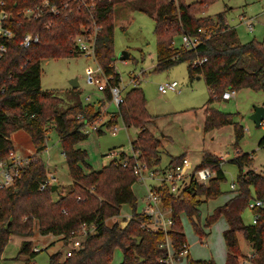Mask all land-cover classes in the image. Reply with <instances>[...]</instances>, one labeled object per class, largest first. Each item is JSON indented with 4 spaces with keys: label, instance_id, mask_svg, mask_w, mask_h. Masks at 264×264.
Returning a JSON list of instances; mask_svg holds the SVG:
<instances>
[{
    "label": "trees",
    "instance_id": "1",
    "mask_svg": "<svg viewBox=\"0 0 264 264\" xmlns=\"http://www.w3.org/2000/svg\"><path fill=\"white\" fill-rule=\"evenodd\" d=\"M3 1L0 11L4 10L9 16L1 20L0 25L10 30L12 36L0 35V44L6 47V52L0 57V160L7 159L9 152L13 151L10 135L18 130L25 131L36 153H41L46 147L45 133L50 124L58 135L72 185L66 194L54 201L52 184L39 189L40 184L48 181L43 161L29 157L28 164L13 183L0 188V260L12 235H32L34 221L41 235L62 236L65 242L82 224L95 227L83 238L79 249L68 256L57 250L49 256L48 264H112L115 248L122 252L119 264H164L161 260L167 256V239L174 260H181L183 256L180 253L187 245L181 214L190 219L199 237L207 234L197 223L198 207L204 200L221 194L220 182L224 180L222 161L213 154L204 153L194 167V170L207 167L214 172L207 183L190 180L177 193L171 192L166 183L153 187L161 198L162 208L170 211L171 225L166 231L141 227L148 222V216L136 208L132 189L137 180L134 165L143 162L149 168L155 167L161 160L162 147L159 139L147 128L154 117L146 108L142 88L137 85L127 89L123 103L105 122L107 127H113L121 120L126 127L138 128L135 139L130 143L132 153L121 151L108 164L93 170L87 162L86 150L76 144L87 137L85 122L95 119L100 108L105 106L103 101L111 99L109 89L103 91V99H99L96 108L76 100L66 109L58 110L57 105L62 99L41 87V60L78 55L73 51L72 38L84 29L96 26L94 58L103 73L110 77V84L118 85L120 74L113 65L114 6L129 3L154 20V70L163 71L182 62L188 63V76L203 77L211 94L204 108L203 130L231 124L234 146L237 147L243 136L242 126L233 120L234 114L222 112L211 104L222 99L225 90L249 88L264 91L263 43L255 39L240 42L235 29L228 26L223 12L213 16L198 15L215 0ZM44 1L57 8L58 13L50 12L48 6L43 8L37 19H26L21 14L24 8L42 5ZM26 33L38 34V42L26 47L21 45ZM182 34L196 35L200 43L195 49H186L180 43ZM202 58H205L204 62L192 66L194 59ZM77 115L81 119L76 118ZM96 131L102 133L101 128ZM258 146H264V135ZM183 159V154L171 156L167 168L181 166ZM122 160L126 161L124 166ZM230 162L237 166V189L207 216L205 223L209 228L223 218L227 224L223 230L225 264H240L238 234H242L253 248L250 264H264V208L257 206L252 209L259 214L255 223L245 224L241 217L250 203L251 189L256 200H264V172L250 169L253 158L248 152L237 151ZM125 204L132 211L127 223L121 226L116 220L108 224L106 221L119 216ZM39 251L34 250L30 239H24L15 259L22 256L23 264H33ZM184 257L187 264H215L212 260H192L188 252Z\"/></svg>",
    "mask_w": 264,
    "mask_h": 264
},
{
    "label": "rangeland",
    "instance_id": "2",
    "mask_svg": "<svg viewBox=\"0 0 264 264\" xmlns=\"http://www.w3.org/2000/svg\"><path fill=\"white\" fill-rule=\"evenodd\" d=\"M219 12H223L226 22L235 28L239 41L244 43L255 39L262 42L264 46V0H215L198 15L213 16ZM241 16L252 18V31L248 30L243 20L240 21ZM153 29L154 20L146 13L135 10L129 3L116 4L114 6L113 49L115 59L113 65L120 74V87L125 88L122 93L133 86L130 82V72L138 74V85L144 92L146 108L154 117L156 136L161 137L162 134L166 136L165 149L160 148L161 160L157 166L160 172L165 170L171 156L176 157L183 154V166L189 172L193 170V165H197L201 161L204 153L225 156V161L221 163L224 173V180L220 182L221 194L216 198L204 200L200 204L198 222L196 217H193L207 234L204 237H199L190 219L185 214L181 215L190 258L192 260H212L215 264H225L226 247L223 239L225 220L220 218L209 226L208 230L205 219L213 213L215 208L227 201L228 197L237 189V166L230 162L236 156L237 151L251 153L253 164L250 169L257 173L264 172V146H258L259 139L264 135V126L256 127L248 117L253 106L263 103L264 91L243 88L236 91L230 99H220L211 104L222 112L234 114L233 120L242 126L243 136L238 141L237 147L234 146L235 136L231 124L204 131L203 109L201 108L207 104L210 98L209 89L203 77L200 76L197 79V76L192 78L188 76V63L186 62L163 71L154 70L156 39ZM121 52L128 53L126 60L119 59L118 55ZM88 66L94 69L97 62L92 56L86 54L41 60V87L62 99L57 105L58 110L66 109L76 100H80L83 104L89 103L96 108L99 99H103V92L97 90L96 85L90 84L87 80L85 71ZM74 78L78 83L76 88H72L70 84V80ZM173 80L177 81L179 90L168 91L165 94L160 93L158 85ZM103 102L105 106L100 108L99 115L90 121L91 126L86 127L87 137L76 144L77 147L86 150L87 162L93 170H98L108 164L120 151L131 153L130 143L137 135V128L126 127L121 120H118L113 126L116 129L113 134V127H107L105 122L116 110V105L111 99ZM92 126L101 128L102 133H97L92 129ZM45 135L46 147L38 154L25 131L13 132L10 139L16 155L40 158L43 161L47 179L54 177L52 185H57V190L51 194L55 201L69 191L72 179L68 174L58 135L50 124L47 125ZM158 183L156 178L146 180V185L138 180L134 182L132 189L136 197L138 212L143 210L146 205L144 199L147 194L146 187L158 185ZM255 200L256 195L251 189L250 202ZM261 207L264 208V200ZM131 212L129 205H123L120 215L112 217L106 222L111 224L117 220L120 224H126V216H130ZM254 215L253 210L247 206L241 217L245 224H250ZM27 239H30L32 245L39 247L40 250L34 257L33 264H48L49 256L52 253L60 250L64 256L71 247V243L65 242L62 236L41 235L37 230L36 221L33 224V233ZM238 240L242 245L238 261L240 264H250V259L253 257L250 243L245 240L242 234H238ZM19 245L20 237L12 235L3 253L8 260L13 258L16 264H23L22 256L15 259ZM182 256L181 260H174L173 264H187L186 258L184 255ZM121 259V249L116 248L112 263L118 264Z\"/></svg>",
    "mask_w": 264,
    "mask_h": 264
},
{
    "label": "built area",
    "instance_id": "3",
    "mask_svg": "<svg viewBox=\"0 0 264 264\" xmlns=\"http://www.w3.org/2000/svg\"><path fill=\"white\" fill-rule=\"evenodd\" d=\"M4 1L0 0V5H3ZM49 4L47 1H44L42 5H36L34 7H26L21 11V14L26 19H37L40 17L43 8L48 7ZM49 11L57 14L58 10L57 8L53 6H49ZM0 21L3 19L8 18V13L4 10L0 11ZM248 29H251V25L248 24ZM97 27L93 26L91 29H84V32L77 34L73 37V51L77 53L78 55L86 54L87 56H92L94 58V39L96 35ZM0 35L5 37H11L12 33L10 30L5 29L1 27L0 25ZM39 40L38 34L34 33H26L24 34L21 45L24 47L29 46L31 43H37ZM180 43L181 45L186 49H195L197 45L200 43V38L198 36H188L187 34H182L180 36ZM6 52V47L2 44H0V57L3 53ZM95 60V58H94ZM96 61V60H95ZM205 61V58L202 59H194L192 61V66L195 67L197 65H200L202 62ZM86 76L87 80L90 84H95L97 87V90L104 91L106 88L109 89L110 95H111V101L116 105V107L123 103L124 100V94L122 93L124 87H120V83L118 85H112L110 84V77L106 76L103 73V70L101 66L97 63V66L93 69L91 66H88L86 68ZM130 82L133 86L138 85V74H135L133 71L130 72ZM131 86V87H133ZM158 90L160 93L165 94L168 91H178V83L177 81H169L158 85ZM127 91V90H126ZM235 90H225L221 98L222 99H230L234 94ZM78 119H81V116L77 117ZM90 122H85L84 131L87 132L86 127L91 126L89 124ZM260 125L264 126V117L262 118ZM92 129L96 130V127L92 126ZM116 131L115 127L112 129V133ZM113 155V154H112ZM136 155V154H134ZM116 156V155H115ZM219 159L223 162L225 161V156H219ZM29 158L28 157H21L19 155H16L14 151H10L8 158L5 160H0V188L9 186L13 183L15 177H17L20 173V171L28 164ZM126 163L125 160L121 161V164L124 166ZM134 173L136 174L138 182H143L145 184V181L148 179L155 178L157 176V172L149 168L145 163L143 162H136L134 165ZM214 175V172L211 171L209 168H199L197 170H193L188 172L186 171L183 164L181 166H178L176 168H169L167 170H164L159 175V184L166 183L169 187V190L173 193H177L180 188L186 185V183L190 180H194L197 183H207V181ZM52 180H54V177H51L48 179L47 182H44L40 184L39 189L43 190L47 184H52ZM146 185V184H145ZM147 186V194L145 195L144 199L146 202L145 208L142 210L147 216H148V222L143 223L141 227L143 228H150L152 230H158L162 229L163 231H166L169 229L171 225V219H170V211L169 210H163L161 205V198L159 195L153 190V187L158 186ZM233 186V185H232ZM262 201L261 200H255L253 202H250L248 204V207L250 209H253L254 207L261 206ZM130 218V216H129ZM129 218L126 219V222L129 220ZM259 218V214L255 213L254 218L252 220V223H255L256 220ZM125 222V223H126ZM125 224H121V226H124ZM93 224H82L78 230H76L72 237L69 239L67 243H71V247L65 252V254L68 256L71 253H73L75 250L79 249L81 246V242L83 238L90 232H93L94 230ZM165 247L167 248V256L161 260L164 264H173L174 258H173V250L170 244V241L167 239L165 243ZM35 251H39V247L34 246ZM187 248L184 249L180 254L185 255L187 253ZM253 256V255H252Z\"/></svg>",
    "mask_w": 264,
    "mask_h": 264
},
{
    "label": "crops",
    "instance_id": "4",
    "mask_svg": "<svg viewBox=\"0 0 264 264\" xmlns=\"http://www.w3.org/2000/svg\"><path fill=\"white\" fill-rule=\"evenodd\" d=\"M242 18V19H241ZM243 20V22H244V24L247 26V28H248V24H250L251 25V29H248L249 31H252L253 30V24H252V18H245L244 16H241L240 17V21H242ZM228 24V23H227ZM228 26L229 27H232V26H230L229 24H228ZM232 28H234V27H232ZM235 29V28H234ZM236 31V30H235ZM237 34V33H236ZM238 37V36H237ZM239 40V39H238ZM241 42V41H240ZM198 79V78H197ZM210 92V91H209ZM224 100H227V99H224ZM262 105V104H261ZM213 107V106H212ZM254 107V106H253ZM204 108H205V104L202 106V108L201 109H203V118H204ZM253 111V109L251 110V112ZM147 128L156 136V131H155V127H154V122H153V119H152V121L147 125ZM139 130H138V128H137V132H138ZM166 136L165 135H161V137H158V136H156V138H158L159 139V141H160V143H161V145H162V148L163 149H165V146H164V142H165V140H166V138H165ZM262 147V146H261ZM121 152V151H120ZM120 152H118L117 154H119ZM126 153V152H125ZM131 153H132V151H131ZM131 153H126V154H131ZM216 156H220V155H216ZM159 164H157L155 167H153L152 169H154L156 172H157V176L155 177L157 180H158V182H159V175H160V169H158L157 168V166H158ZM168 165V164H167ZM196 165H193V167H195ZM165 170H167V169H169V168H167V166L164 168ZM162 171H164V170H162ZM189 172V171H188ZM152 179H154V178H152ZM159 184V183H158ZM147 188V187H146ZM232 195V194H231ZM230 195V196H231ZM229 196V197H230ZM228 197V198H229ZM126 205V204H125ZM123 206V205H122ZM182 215V214H181ZM127 218H129V216H126V219ZM225 224H226V222H225ZM227 228V224H226V227H225V229ZM210 229V227L208 228V230ZM206 230H207V228H206ZM20 237V236H19ZM56 237V236H55ZM237 238H238V235H237ZM24 239H27V237H20V243L24 240ZM238 243H239V240H238ZM20 246V245H19ZM239 246H240V248L242 249V245L239 243ZM250 246H251V244H250ZM186 248H187V251H188V253H190L189 252V249H188V245H186ZM245 248H247V245H245ZM251 248H252V246H251ZM19 249V248H18ZM116 249V248H115ZM114 249V250H115ZM252 251H253V248H252ZM4 252V251H3ZM251 252V251H250ZM114 253V252H113ZM113 260V259H112ZM122 260V259H121ZM121 262V261H120ZM119 262V263H120ZM118 263V264H119ZM0 264H16L15 263V260L12 258V260H8L5 256H4V253H2V258H1V260H0ZM113 264V263H112Z\"/></svg>",
    "mask_w": 264,
    "mask_h": 264
},
{
    "label": "water",
    "instance_id": "5",
    "mask_svg": "<svg viewBox=\"0 0 264 264\" xmlns=\"http://www.w3.org/2000/svg\"><path fill=\"white\" fill-rule=\"evenodd\" d=\"M118 57H119V59L126 60L128 58V53L121 52V53H119ZM199 77L200 76H197V78H199ZM70 84H71L72 88H76L78 86L76 78L71 79ZM248 117L254 123V125L256 127H258L260 125L262 118L264 117V106L263 105L254 106L253 111L251 112V114ZM51 189H52V191H54L56 189V185H52Z\"/></svg>",
    "mask_w": 264,
    "mask_h": 264
}]
</instances>
